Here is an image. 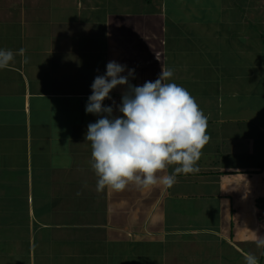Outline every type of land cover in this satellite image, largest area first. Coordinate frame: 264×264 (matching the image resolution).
<instances>
[{
    "label": "crops",
    "instance_id": "obj_1",
    "mask_svg": "<svg viewBox=\"0 0 264 264\" xmlns=\"http://www.w3.org/2000/svg\"><path fill=\"white\" fill-rule=\"evenodd\" d=\"M254 1L249 11L234 0L229 20L222 0H0V48L15 55L0 70V264H245L248 254L264 264V24L246 18L258 6L264 22V0ZM112 60L135 69L133 86L171 68L168 82L195 98L210 136L198 173L97 192L84 137L98 117L85 105Z\"/></svg>",
    "mask_w": 264,
    "mask_h": 264
},
{
    "label": "clouds",
    "instance_id": "obj_2",
    "mask_svg": "<svg viewBox=\"0 0 264 264\" xmlns=\"http://www.w3.org/2000/svg\"><path fill=\"white\" fill-rule=\"evenodd\" d=\"M26 50H18L28 63ZM15 59L10 49L0 48V70L10 67ZM127 71V75L124 73ZM135 69L115 60L109 61L104 74L97 75L91 84V95L85 113L98 119L87 125L85 141L91 146V168L98 177L96 190L105 188L123 191L134 183L138 188L163 186L171 188L178 175L196 174L202 149L209 142L207 117L190 92L168 82L174 75L171 68L162 67L155 81L133 86ZM125 87L121 101L106 106L111 92ZM114 110L120 115H114ZM175 166L169 174L168 166ZM264 247V236L257 240ZM245 264H259L252 254Z\"/></svg>",
    "mask_w": 264,
    "mask_h": 264
},
{
    "label": "rangeland",
    "instance_id": "obj_3",
    "mask_svg": "<svg viewBox=\"0 0 264 264\" xmlns=\"http://www.w3.org/2000/svg\"><path fill=\"white\" fill-rule=\"evenodd\" d=\"M123 1H127V0H123ZM135 1H137V0H128V2H135ZM152 1L155 2V0H151L150 2L152 3ZM168 1L170 2V0H168ZM241 1H242L243 5H247V7L249 8V11L254 6L253 4L255 2L254 0H241ZM182 3L187 5L186 2H182ZM188 3H189L188 5H193L194 8L199 7V8H202V9H206L209 4H211V6L213 8L214 7L216 8V6L218 7L217 3L219 4L220 0H188ZM222 3H223V6H222L223 9H228L229 8V13L227 15L229 16V20H230V17H232L235 14L234 10H233V9H235L234 8V0H222ZM212 14H213V18H214V15L218 14V10L215 11V9H213ZM252 14H253V18L254 19L258 18V21H259V23L262 26L264 24V22L260 18L261 14L258 11V6H257L256 10H254L253 13H251V14L248 15V12H246V18H247L248 21L252 20V17H250ZM259 30L264 35V26H262V27L259 26Z\"/></svg>",
    "mask_w": 264,
    "mask_h": 264
},
{
    "label": "trees",
    "instance_id": "obj_4",
    "mask_svg": "<svg viewBox=\"0 0 264 264\" xmlns=\"http://www.w3.org/2000/svg\"><path fill=\"white\" fill-rule=\"evenodd\" d=\"M147 1H151V0H147Z\"/></svg>",
    "mask_w": 264,
    "mask_h": 264
}]
</instances>
